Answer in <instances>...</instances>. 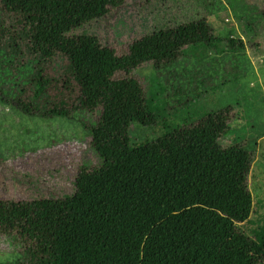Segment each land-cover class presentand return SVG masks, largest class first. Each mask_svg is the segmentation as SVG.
Masks as SVG:
<instances>
[{"label": "trees", "instance_id": "obj_1", "mask_svg": "<svg viewBox=\"0 0 264 264\" xmlns=\"http://www.w3.org/2000/svg\"><path fill=\"white\" fill-rule=\"evenodd\" d=\"M117 2L0 0V50L36 62L26 84L4 92L7 103L42 120L102 111L96 124H83L101 165L79 172L72 194L0 201V235L23 247L10 264H264V222L244 228L254 206L247 182L255 145H221L232 132L224 111L173 124L157 93L112 79L223 43L243 50L242 42L213 35L202 21L175 22L117 57L82 30ZM58 61L55 77L48 65ZM132 125H155L159 135L132 142Z\"/></svg>", "mask_w": 264, "mask_h": 264}, {"label": "rangeland", "instance_id": "obj_2", "mask_svg": "<svg viewBox=\"0 0 264 264\" xmlns=\"http://www.w3.org/2000/svg\"><path fill=\"white\" fill-rule=\"evenodd\" d=\"M108 11L82 30L117 57L127 54L132 43L175 22L202 21L213 35L242 42L243 50L223 43L218 51L202 49L160 68L143 63L127 76L117 72L112 79L132 78L146 96L157 93L163 110L174 115L173 124L181 125L194 112L224 111L232 132L221 145H255L247 182L254 206L245 231L264 222V0H120ZM13 53L0 50V201L61 199L73 193L79 172L101 165L83 124H96L102 111L77 112L73 119L21 114L7 103L10 98L4 92L26 84L36 62L28 64ZM48 67L56 77L63 64ZM158 135L155 125H132L129 130L132 142L153 141ZM22 248L0 235V264L17 262Z\"/></svg>", "mask_w": 264, "mask_h": 264}]
</instances>
